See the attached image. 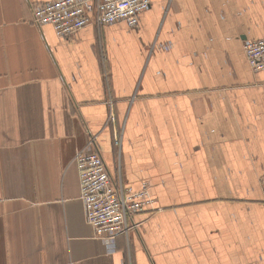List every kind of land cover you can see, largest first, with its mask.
Instances as JSON below:
<instances>
[{
    "label": "crops",
    "instance_id": "0c3cea01",
    "mask_svg": "<svg viewBox=\"0 0 264 264\" xmlns=\"http://www.w3.org/2000/svg\"><path fill=\"white\" fill-rule=\"evenodd\" d=\"M52 1L0 0V264H264V71L243 49L264 0H151L136 29L70 40L32 24ZM93 138L155 201L113 247L80 199Z\"/></svg>",
    "mask_w": 264,
    "mask_h": 264
},
{
    "label": "built area",
    "instance_id": "2783aa9c",
    "mask_svg": "<svg viewBox=\"0 0 264 264\" xmlns=\"http://www.w3.org/2000/svg\"><path fill=\"white\" fill-rule=\"evenodd\" d=\"M150 8L151 0H55L33 7L32 24L39 28L50 26L58 39L70 40L90 26L102 28L125 23L129 29H136L141 15ZM243 49L251 69L264 71V40L245 41ZM113 118L111 115L110 119ZM94 139L74 158L80 199L85 220L95 237L113 247L117 239L137 229L134 217L151 209L155 201L148 185L135 190L115 182L103 156L94 149ZM116 143L119 144L118 140Z\"/></svg>",
    "mask_w": 264,
    "mask_h": 264
}]
</instances>
